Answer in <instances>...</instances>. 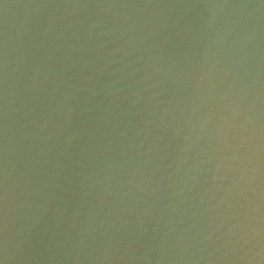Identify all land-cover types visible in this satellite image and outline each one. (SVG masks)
Masks as SVG:
<instances>
[{"label": "water", "instance_id": "1", "mask_svg": "<svg viewBox=\"0 0 264 264\" xmlns=\"http://www.w3.org/2000/svg\"><path fill=\"white\" fill-rule=\"evenodd\" d=\"M0 264H264V0H0Z\"/></svg>", "mask_w": 264, "mask_h": 264}]
</instances>
